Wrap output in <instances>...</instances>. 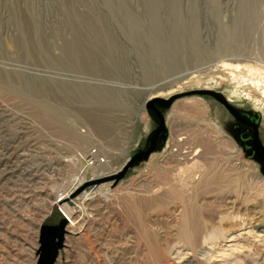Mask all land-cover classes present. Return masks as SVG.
<instances>
[{
    "label": "rangeland",
    "instance_id": "obj_1",
    "mask_svg": "<svg viewBox=\"0 0 264 264\" xmlns=\"http://www.w3.org/2000/svg\"><path fill=\"white\" fill-rule=\"evenodd\" d=\"M148 1L157 7L155 22L146 17L143 0H0V115H12L0 121L6 129L0 140L24 153L14 161V173L0 176V264H37L42 225L56 211L65 217L67 236L65 213L58 207L48 212L49 201L65 190L73 192L67 201L75 211L91 213L88 203L99 200L103 210L98 230L76 240L69 255L65 238L58 257L72 264H153L132 248L131 235L140 220L164 238L174 229L176 208L158 167L173 173L197 160L211 177L228 182L226 192L233 199L250 192V207L263 200L264 163L245 147L240 135L245 129L223 99L243 112L261 114L264 144V0ZM160 25L168 33L165 52L150 32ZM155 98L173 99L162 110L168 140L119 178L129 159L148 149L159 125L147 109ZM42 101L66 115L61 123L41 110L37 102ZM81 138L88 142L83 145ZM85 152L99 156L102 167L89 162L90 156L80 159ZM72 154L78 155L72 163L64 161ZM110 181V190H128L137 198H148L152 188L163 185L160 193L166 196L157 200L163 207L118 205L106 198H111ZM101 184L106 186L102 195L93 197ZM251 229L256 230L254 225L237 228L238 238L226 245L244 247L238 255H260L264 264L263 244ZM107 235L114 248L107 256L98 252V261L91 248ZM219 254L213 264L224 261ZM191 258L188 252L169 264ZM250 259L246 264H254Z\"/></svg>",
    "mask_w": 264,
    "mask_h": 264
},
{
    "label": "bare ground",
    "instance_id": "obj_2",
    "mask_svg": "<svg viewBox=\"0 0 264 264\" xmlns=\"http://www.w3.org/2000/svg\"><path fill=\"white\" fill-rule=\"evenodd\" d=\"M143 1H144V4L146 3L144 6L145 10H143L145 12L146 17L150 18L152 21L154 20L155 22V20H157L158 18V14H157L158 10H157L156 5H153L154 3L151 4V1L149 2L148 0H143ZM170 11L172 12V10ZM167 15H170V14H167ZM174 15H175V12H174ZM154 28H155L154 31L151 30L150 32L152 36H155V38L159 42V48L162 49L163 52H165L169 47V43L166 40L168 38V35H167L168 33L165 31V27L163 28L161 25L158 26L157 28L156 27ZM179 34H183V33H179ZM114 44L115 43L112 42L110 44L111 47ZM37 103H38V106L40 105V107L42 108L41 110H44L45 113H47V115L50 118H53L60 123L66 116L64 115V113L60 112L56 108H53L49 103L45 101L37 102ZM11 117L12 115H0V121L11 120L10 119ZM2 125L3 124L1 123L0 133L5 132L6 130L3 128ZM68 133H69V130H68ZM70 135L74 139V132L72 133L71 131ZM24 136L25 135H23V137ZM80 142L83 145H85L88 142V138L87 139L81 138ZM96 152L97 151H95V153ZM99 152L101 153V151ZM23 156H24V153H19L18 151H15L13 146L7 145L2 140H0V174H1L0 176L2 175L7 176V174L9 173H14V169H13V164L15 163L14 161L16 160L19 161V159H21ZM76 156L78 155L72 154L68 158L64 159V161H66L67 163L68 162L72 163ZM79 156H80L79 157L80 159L82 158L86 159V157L90 155H88L85 152L83 154H79ZM91 156L94 157V160L92 163L94 164L96 163V167L97 166L102 167L101 166L102 164H99L101 162L96 161V159L99 156L93 153H91ZM126 159L128 160V157ZM105 160L109 163V159L106 156H105ZM125 162L126 160L116 169L115 171L116 173H118V171L123 167ZM85 169H87L86 163H84V166H82L81 170L79 171V176L82 173V177H83V179L80 181V185L85 182L84 181L85 177L83 176ZM155 170L157 171V174L161 179V183L167 186V189L170 195L169 198H171V203L176 208V213H177L175 216L176 223H175L173 231L169 233L170 236L164 238L159 234V232H156V230L153 232V228L150 227L144 220H140L138 227L136 226L137 228L135 230V233L131 235L134 240L133 241L134 244L131 245L133 249L138 248L139 250L138 249L137 250L140 252L139 254H141V256L144 255L153 264H169V261L172 258H178L177 260L182 259V257L186 255L188 252L192 254V258L186 262L183 261L184 263L182 264H198V262L201 264H213L212 258L213 257L215 258L216 254L218 253L222 254V256L225 257L224 261L219 262V264H232V263L246 264V261L249 258H251L250 260L252 263L254 262V264H261L262 262L261 260L263 259L262 257H260V255L258 257L253 258L252 257L253 254L250 251L247 252L246 248H245L246 253L243 252V255H238L237 251L242 253V250H240V248L243 249L244 247L237 245V244H231V245H226V244L227 242L234 241L235 236H237L235 235L237 234L235 233L237 231L236 230L237 228L248 227L250 225H254L256 230L251 229L249 230V232L251 233L253 231L252 233L254 237L255 238L258 237L259 238L258 241L261 242V244H263V247H264V198L261 201L258 200L256 202L257 204L251 207L249 204L251 202L250 198L252 196L250 192H246L243 194L238 192L239 195H237V197L233 199V197H231L227 193L228 192L227 187L229 186L228 182L226 180L224 181L223 180L224 178L222 179L223 181H220L221 179H217L216 177L214 179L213 177H211L209 168H207V166H202V164H198L197 160L190 161V162L188 161L184 163L182 166H178L174 170L172 169L173 173L172 171L170 173L161 171L159 167L155 168ZM112 183L113 182L110 181L109 184L106 185L108 187L107 191L109 192V195L111 196V198L107 194H106L107 197L106 196L105 197L108 198V200L110 201L113 200L118 205L122 204V206L126 207L127 209L129 207H132V209H142L144 204H147L148 206L147 208H150V209L153 208L152 210H155V211L156 209L163 207V206L161 207V203L157 201L159 199V196L160 197L166 196V193H163V194L160 193V189L162 190L163 185L162 186L157 185L156 188L154 189L152 188V191L150 190V195L148 196V198L147 197L137 198L135 197L136 195L134 193L128 190H121L117 188L114 190L113 189L110 190ZM106 186H104V184H101L100 187L93 192L92 194L93 197L101 194L102 187L105 188ZM246 186H249V185H246ZM261 191H260L259 196L262 195V193H264L263 191L262 192ZM159 193L162 195H160ZM72 194H73L72 190H65L64 192L59 193L57 197L55 196L56 198L49 201L50 205H49V211H48L49 213H52V211L56 207H58L65 213L66 217L68 218V221H69L68 226H67L68 234L65 237L67 239V244H68L66 245L67 255H69V253L74 251L73 243L76 240H78L79 238L85 237L87 235V232L90 231L91 229L98 230V226H100V224L98 223L97 218L100 216V213L102 212L101 210H103V206L101 205L100 200H99L98 204L96 203L93 204L91 202L88 203V205L92 207L91 213H87L86 211L87 208L86 209L84 208L81 212L75 211L67 201V199L70 198ZM85 196L87 195L85 194ZM89 199L92 200L93 198H88L87 200ZM239 199L242 200L240 205L237 204L238 203L237 201ZM241 207H243L244 212L240 211ZM143 209H146V208L144 207ZM101 228H102V231H105L107 227L104 225ZM107 237L109 236L107 235L106 238H104V240H106L104 243L98 242L96 244L97 245L96 248H95V245L94 246L91 245L93 246L92 248L90 247L94 252L91 254H93V256L96 257L97 259L99 258L98 252H102L103 255L106 254L107 256V254L111 252L112 250L111 248H114V247H111L112 245L111 242L113 240L108 239ZM137 250L135 252H138ZM62 251L63 249L61 250V253ZM110 257L112 256L110 255ZM68 259L63 260L60 257H58L56 264H72V261H69ZM109 260L111 259H108V261ZM98 261L100 260L98 259ZM144 261H147V260L144 259ZM214 264H218V263H214Z\"/></svg>",
    "mask_w": 264,
    "mask_h": 264
},
{
    "label": "water",
    "instance_id": "obj_3",
    "mask_svg": "<svg viewBox=\"0 0 264 264\" xmlns=\"http://www.w3.org/2000/svg\"><path fill=\"white\" fill-rule=\"evenodd\" d=\"M223 102L239 123L251 127L252 154L257 156L264 163V144L260 138L261 114L258 112L247 114L232 106L226 99H223ZM172 103L173 99L168 100L164 98H155L147 103V109L159 125L148 139V149L131 157L124 171L119 175V178H121L129 168L141 161L148 160L153 152L165 145L169 137V129L162 110L170 108ZM65 229L66 220L59 211L54 212L53 215L44 222L41 228L37 264H56L60 250L64 244Z\"/></svg>",
    "mask_w": 264,
    "mask_h": 264
},
{
    "label": "flooded vegetation",
    "instance_id": "obj_4",
    "mask_svg": "<svg viewBox=\"0 0 264 264\" xmlns=\"http://www.w3.org/2000/svg\"><path fill=\"white\" fill-rule=\"evenodd\" d=\"M244 113H246V112H244ZM247 114H250V113H247ZM240 125H241V127H243V128L245 129V130H244L243 132H241V134H240V135H241V139L243 140V142L246 143L245 147H246L247 149H251L252 147H251V145H249V143H252L251 133H250V131H251L252 129H251L250 126H247V125H244V124H241V123H240ZM239 128H240V126L237 125L236 130L239 131Z\"/></svg>",
    "mask_w": 264,
    "mask_h": 264
},
{
    "label": "built area",
    "instance_id": "obj_5",
    "mask_svg": "<svg viewBox=\"0 0 264 264\" xmlns=\"http://www.w3.org/2000/svg\"><path fill=\"white\" fill-rule=\"evenodd\" d=\"M96 150L92 151L93 153H95ZM94 160V157L93 156H90V159H89V162H92ZM103 160V158H102Z\"/></svg>",
    "mask_w": 264,
    "mask_h": 264
}]
</instances>
